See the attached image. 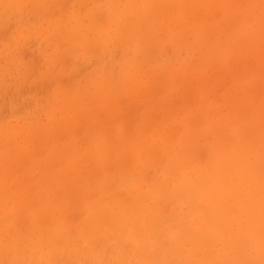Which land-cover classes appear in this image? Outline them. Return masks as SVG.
Returning a JSON list of instances; mask_svg holds the SVG:
<instances>
[{"label": "rangeland", "instance_id": "rangeland-1", "mask_svg": "<svg viewBox=\"0 0 264 264\" xmlns=\"http://www.w3.org/2000/svg\"><path fill=\"white\" fill-rule=\"evenodd\" d=\"M26 1L19 5L21 6L25 4L22 6L20 10V8H18L19 6L17 5V2L12 0L11 3V0L8 1L5 0L6 2L5 3L4 0H0V8L4 12L5 10L9 9L8 11L5 12V14L0 9V27H1L0 30L4 29L3 31H0V35H1L0 37L2 38L4 37V39L7 37L6 39L10 41V45H9V42L6 39L5 40L3 39L2 41V38H0V61H3L0 62V67L2 68V70L0 68V78H1L0 84H4L2 86L0 85V98L2 99L0 100L1 103L0 111L2 115V116L0 115V119H1L0 137L4 138V140L9 138L10 136L13 138V139L11 138L12 140H14V138L16 137V140H14L15 142L13 141L10 144H9L10 138L7 139L6 142L4 141L5 143L0 142L1 143L0 153H2L0 154L1 155L0 157L3 158L5 157L4 155H6V157H9L10 154L13 155L15 152L20 155V156H15V158L19 157L20 160L19 158L15 160L14 156L12 157V159L8 160L9 165L7 164L6 168L8 172L6 174L8 178L10 177V174L12 175V177H10L11 180L12 178L13 179L25 178L27 176V179L28 178L29 179L27 180L28 186L26 187V189H31L34 187V183L37 182L36 178H39L43 169L47 167H50L52 170L49 173H54L53 170L58 171L56 173V176L58 177L57 179L59 180L61 175H63L64 173L67 174L68 179L72 178L74 175L73 172H75L76 170L75 168L66 170L68 166L67 163L68 161H70L69 158L71 157L67 154L68 151L69 154L71 153L70 155L74 153L75 155H77L78 159L81 158L79 159V161L83 163H87L88 165L91 166V165H102L105 162H106L105 164H107L117 155H120L121 151L119 150H123L125 148L124 151L126 152L125 153L126 159L125 161L122 160L125 163H123L122 161L121 162L123 163L122 166H124L123 167L124 169L126 168V165L127 167L129 166V170L127 169L129 172L133 170L130 169L131 168L130 162L132 164L134 163V160L132 159L133 158L132 152L134 150H138L137 153L138 157L139 155H142V152H144L145 154L146 150H151L150 148H152L154 151L156 150V153H160L161 149L166 144L172 146V144L175 142V138L180 142L181 138H183L182 137L183 134L184 136L188 134V136L185 137L184 140L182 139L184 142L187 140L188 142L196 144L195 153L200 159L201 157L202 159L206 158L207 153L211 147L210 144L213 142V139L216 136H222V138L233 141L236 138L237 134L241 133L245 135L249 141H251L252 138V143L250 142L251 145H254L255 143L256 145L258 144L257 145L258 147L264 145V143H261L264 140L263 138L264 135L263 136L261 135L262 133L264 134V128H263L264 124H262L264 123V109H263L264 108V98H263L264 97V38H263L264 37V0H261L263 4L260 3V0H250V2H248L249 0H234V1L233 0H198V1L197 0L195 1L194 0L192 1L191 0H146L147 3L143 7L141 6V1L138 0L136 1V7L131 8V14L129 9L128 10L124 9L127 7L125 6L126 0H123V2L122 0L120 1L121 6L120 5L119 6L121 7V11L112 8L115 7L116 5L115 3L119 4L118 3L119 0H114V1L111 0L110 5H109L110 0H98V2H95L94 0H88V1L86 0L87 2L85 0H81V1L60 0V2L59 0L58 1L48 0L49 2L47 0H40L44 4H42L39 0H35L36 2L34 3V6H36V4L39 3H40L39 5H43L42 9L39 10L37 9V10L45 11L44 13H47L46 16L45 14H43V11L39 13L36 12V7L33 6V1L32 3H30L31 0H26ZM45 1H47V3L49 4L47 3L45 4ZM244 1L247 2V4ZM54 2H55L54 8L56 7L58 9L61 8L60 12L58 9L56 10L52 8V6H50V5H54ZM62 2L64 5L62 4ZM238 2L239 4H237ZM10 4H14V6ZM132 4H134V2H132ZM169 4H171V6ZM172 4H174L175 6H173ZM176 4L179 5L176 6ZM1 5L3 6L1 7ZM7 5L8 7L10 6L12 10H10V8L6 9ZM27 5H29L30 8H28ZM158 5L160 6V10ZM228 5L229 7H227ZM257 5L259 6L257 7ZM165 6L166 7L168 6L167 7L168 9ZM210 6L211 8L209 9ZM31 7L35 9L33 10ZM39 8H41V6ZM48 8L53 13L50 14ZM22 9L24 10V14ZM63 9L66 11L68 9V11L65 13ZM110 9H114V13ZM132 9L135 12H132ZM14 10H16V12ZM88 12L91 13V15L93 16L92 22L89 21L88 18L89 16H87ZM245 12L246 13L249 12L250 15L248 13L249 15L248 16ZM69 13H71V16L69 15ZM205 13L207 14L205 15ZM52 15L53 17H51ZM138 16L139 18H141V20L138 18ZM31 17L34 20L30 19ZM66 18H70L71 20ZM156 18L157 20H155ZM60 19L66 21L62 23L63 21ZM247 20L249 22H247ZM10 21L13 23H11ZM104 22L105 24H103ZM128 23L131 24V27H128L129 25L126 26V24ZM9 24L12 25H10L9 27ZM49 24L51 27L49 26ZM14 25L15 28L17 27L16 29L18 30L13 28ZM26 25L28 27H26ZM118 27L120 29H118ZM245 27L249 29H246ZM7 29H9V31H7ZM47 29L50 30L46 31ZM126 29L132 30L129 36L128 35L125 36V34L128 32V30ZM194 29L196 30V33ZM118 30L119 32L117 33ZM235 31L236 33H234ZM22 32L24 34H21ZM59 32L62 33L60 34ZM38 33L40 34L38 35ZM7 34L10 35V38ZM170 34H172V38ZM30 36L32 38H30ZM127 36L129 39L126 38ZM102 38L103 39L105 38V41L104 40L101 41ZM133 40L137 42L136 45L133 42ZM93 42L97 44L95 43L93 44ZM27 45H29V47H27ZM11 47L12 48L14 47L13 48L14 50ZM23 50L24 53L22 52ZM33 51L35 52V54ZM26 52L28 54H30L29 52H31L32 55L30 54L29 56L28 54H26L28 56L26 55L24 56ZM72 52L74 54H72ZM36 55L38 56L39 59H41V61L39 59H36L37 58ZM146 55H148V57ZM133 58L137 60L135 61ZM27 59L28 61H26ZM35 59L36 62L37 60H39L38 64L35 63ZM61 59H64V62H62L63 60ZM126 59H129L130 63H128V60L126 61ZM131 61L132 62L135 61V62L132 63ZM106 62L108 65L105 64ZM38 66L40 68L37 69ZM27 68L28 69L30 68L31 70L30 69L28 70ZM32 70H34V72L36 71L35 73H37L36 74L37 79L34 75L35 73H33V76L29 75L30 71L32 74L33 72ZM4 73L6 74V76L4 75ZM26 73H28L29 77H27ZM25 78L28 80L27 82ZM198 80L200 83L198 82ZM24 81H25V86H24ZM8 83L9 86L6 85ZM113 83L114 85H112L111 87L109 84H113ZM29 84H31L30 87L32 86L34 87V89L33 88L29 89ZM38 84L41 86H39ZM42 84L44 86H42ZM118 84L119 85L121 84L122 86L120 85L121 87L120 86L116 87ZM11 85H13V87L16 86L14 87L15 88L14 91L13 89L11 90L13 91V93L16 92L15 94L16 96L14 95L15 98L14 96L11 98L12 94L8 92L10 91L8 89ZM36 86L40 88V90L41 89L45 90L47 88L48 91L44 92L42 90L44 92L43 93L44 95H38L40 94V92L36 90L37 88ZM48 86H50V89L48 88ZM113 86L115 87L113 88ZM2 87L4 89H2ZM13 87H10V89ZM25 87L26 89H24ZM106 87L108 88L111 87L110 88L111 90ZM32 89L35 90L34 91L35 93L33 92ZM27 90L29 91L27 92ZM2 91H4V93ZM5 92L8 93L5 94ZM120 92L121 95H119ZM45 94H48V96L49 95L50 96L49 97L47 95L45 96ZM4 95L7 98H2ZM38 96L39 97L42 96L40 100L43 99L45 103L44 101H40ZM246 96L247 99H245ZM8 98H10V100L5 101V99ZM15 99H19V100H15ZM149 99H151L152 101ZM32 100L33 103L29 104L32 102ZM243 100L245 101L243 102ZM4 101L6 103L4 104L5 107L2 106ZM27 103L30 106H28ZM68 103L70 104L67 105ZM62 105L64 109L62 108ZM68 106L72 107L74 112L76 113L80 112L84 114L81 117L76 118L74 113L66 112L67 110L70 109ZM21 107L22 109H24V111L21 109ZM75 107L77 109H75ZM3 108L6 109L5 111L2 112V110H4ZM19 108L22 111L21 112L19 110L21 114L18 112ZM245 109L247 110L245 111ZM262 109L263 111H261ZM238 110H241L242 113L241 111ZM87 111H89L90 113ZM5 112L8 113L6 114ZM248 113H250V117L253 118V119L251 118L252 121L250 120ZM50 114L53 115L51 116ZM67 114H69L67 118L62 120ZM86 114L89 116H87ZM225 114H227L226 116H228V118H226V116L224 117ZM26 116L29 118H26ZM246 116H248V118ZM82 117L84 120L82 119ZM103 117H105L106 119H103ZM232 117L234 118V120H232L233 119ZM19 118L21 119L19 120ZM81 119L82 121L79 122ZM85 119H87L86 121L89 122V124H85L86 123ZM207 119L208 121L206 122ZM51 120H55V121L59 120L57 123H60V125L65 124L64 126H67V128L69 127L71 128L70 131L69 132L66 131V133L65 131L61 132V130L59 129L56 130L55 134L57 133L56 137H58L57 138L58 141L54 139L52 140V138L48 137L51 136V134L53 135L52 132L51 133L47 131L44 132L46 128L45 125L50 123ZM74 120L78 121L77 123H80L81 125L80 124L77 125V123H75ZM187 123L192 125H188ZM7 124H9V126ZM159 124L161 127L158 126ZM183 124L185 125L186 129ZM104 125L105 128L107 129L105 131H102ZM238 125L240 127H238ZM16 126L18 127L15 128ZM42 126H44V128ZM79 126H81V128ZM93 126L95 127L98 126V128H95ZM173 126L175 127V130L173 129L174 128ZM227 126L228 127L230 126L233 129L229 127L231 129L230 130L227 128ZM259 127L262 128V130L260 129L261 132L259 131ZM36 128L37 130L33 132V130ZM40 128L44 130L42 131L40 130ZM89 128L92 129L89 130ZM158 128L161 129L158 130ZM219 128L221 130H219ZM62 129H65V127H63ZM208 129L210 130L208 131ZM39 130H40V134H37L39 133ZM151 130H154L155 134ZM179 131L180 133H178ZM31 132H33V134L35 132L37 133H35L34 136H32ZM8 133L9 135H6ZM72 133L73 136H70L71 137L70 139L71 141H70L69 140L70 137L68 135L69 134L72 135ZM232 133L234 135H232ZM22 134H24V136L22 137L23 140L20 138ZM29 134H31V136H28ZM210 134H212L213 136H211ZM39 135H42V138L45 137V139H43V143L40 145V148H37L35 150L32 149L27 153L26 151L29 148L25 149L23 152L24 154L21 153L19 149L15 148L16 143H19L20 139L24 141L23 143L20 141L21 147L24 146L25 138L26 141L28 140L27 142H29L30 140L31 143L29 142V144L32 147L37 143L36 141ZM151 135L153 138L150 137ZM27 136L30 138H27ZM46 137L50 138L52 141H50ZM79 137L80 140L75 139ZM188 137H192L193 139L192 138L190 139ZM196 137L198 138V140L200 138L198 142L194 140ZM211 137L213 138L211 139ZM1 138L0 141L2 140ZM104 138L107 139L109 143L108 142L106 143L105 141L107 140L104 141ZM172 138L174 141L172 140ZM147 139L150 141L151 144ZM33 140L34 143L32 142ZM122 140L126 143L124 148L120 146L121 148L120 147L117 148L118 152L108 151V144L109 146L111 144V147L114 146L118 147V145L123 143ZM79 141L82 143H80ZM256 141L258 142L260 141V143ZM7 142L8 144L6 145ZM49 142H51V144ZM56 143L58 149L55 147ZM91 143L93 144V146L91 145ZM205 143L207 144V146ZM60 144H64V145L60 147ZM176 144L177 141L176 143H174V146ZM73 145L74 148H72ZM80 145L84 147L83 151L80 149L81 148ZM8 146L10 148L7 149ZM54 148L56 149L53 150ZM64 150L66 151V153ZM77 150H80L82 152ZM43 151L46 152L44 153ZM35 152L36 155H34ZM103 152H105V155H102ZM107 152H109L108 153L109 156L110 153H112V155L114 154V157L107 156ZM42 153L43 156L41 155ZM40 156H42V158L45 157L48 160L45 159L44 161V159H42ZM68 156L69 158L65 159ZM90 158L91 160L89 161L88 159ZM101 158H103V160ZM59 160H60V164L57 162ZM98 160L103 161V163H101V161ZM35 164H37L38 167L32 166ZM40 166L42 167L40 168ZM60 166H62L61 169ZM115 167L119 171L118 167L115 165H112L111 167L112 170ZM1 168L2 166H0V169ZM35 174L36 175L38 174L37 177ZM32 175L34 176V178L36 177L35 180H33L34 178ZM59 180L54 179L53 182L51 183L52 185L50 184L48 186V189H51V191L53 192V194L52 192L50 193L53 196L54 204L56 205L59 203L61 204L60 198H62L66 192L65 188L62 187V182ZM127 183H130V180ZM84 184H86V180L85 182L83 181V185ZM51 186H54V189L53 187L51 188ZM61 187L63 189H61ZM30 193L32 194H30L29 195L30 198L28 197L27 199V206L28 207L30 206L29 209L32 208L31 206L34 207L35 205H37V201L39 198V196L37 195L39 193L35 195L33 192ZM85 195L86 197L84 196L83 197L86 199H84L83 197H81L80 199L92 200L95 197V192L92 189L90 190L88 189L86 190ZM80 199L78 200L80 201ZM81 211L82 208L79 209V213Z\"/></svg>", "mask_w": 264, "mask_h": 264}, {"label": "bare ground", "instance_id": "bare-ground-1", "mask_svg": "<svg viewBox=\"0 0 264 264\" xmlns=\"http://www.w3.org/2000/svg\"><path fill=\"white\" fill-rule=\"evenodd\" d=\"M13 1L17 2V5L19 6L20 4H22L26 0H13ZM32 1H33V6H34V3L36 1L31 0L30 3H32ZM47 1H45V4L47 3ZM94 1L98 2V0H94ZM112 1H114V0H112ZM120 1L121 0L118 1L119 4L114 2L116 5H115V7H112V8L118 9L121 11V7H120L121 2ZM136 1H138V0H126L125 6H127V7L124 9H127V10L129 9L130 14H131V8L136 7ZM139 1H141L142 7L145 6L147 3L146 0H139ZM4 2H5V0H4ZM59 2H60V0H59ZM122 2H123V0H122ZM132 2H134V4H132ZM211 2H213V1H211ZM248 2H250V0ZM11 3H12V0H11ZM245 3L247 4V2H245ZM256 3H258V2H256ZM260 3H262L261 0H260ZM39 4H36V6H34V7H36V12H38V13L43 11V10L38 11L39 9H42V6H43V5H39ZM42 4H44V3H42ZM47 4H49V3H47ZM50 4H51V2H50ZM59 4H58V7H59ZM62 4H63V2H62ZM83 4H85V3H83ZM110 4H111V0L109 1V5ZM227 4H229V3H227ZM237 4H239V2ZM10 5L14 6V4H10ZM23 5H25V4H23ZM23 5L19 6L18 8H20V10H21ZM29 5H27L28 8H30ZM72 5H73V3H72ZM169 5L171 6V4H169ZM172 5L175 6L174 4H172ZM177 5H179V4H176V6ZM2 6L3 5H1V7ZM38 6L39 7L41 6V8H39ZM50 6H52V8H54L55 2H54V5H50ZM118 6L120 7V9ZM138 6H139V4H138ZM183 6H184V4H183ZM217 6H215V7H217ZM258 6L259 5H257V7ZM158 7L160 10L159 5H158ZM227 7H229V5ZM8 8H10V6L8 7V5H7L6 9H8ZM31 8L33 9V7H31ZM49 8H48V10H49ZM82 8H83V5H82ZM161 8H162V6H161ZM210 8H211V6L209 7V9ZM54 9L57 10L58 8L56 7ZM114 9H110V10L114 13ZM163 9H164V7H163ZM163 9H161V10H163ZM248 9H249V7H248ZM259 9H260V7H259ZM8 10H5V12ZM10 10H12V9L10 8ZM58 10L60 12L61 8ZM207 10H208V8H207ZM14 11L16 12V10H14ZM22 11L24 14L23 9H22ZM63 11H65V13H66L68 11V9H67V11L63 9ZM5 12H4V14H5ZM44 12L45 11H43V14H45V16H46L47 13H44ZM69 12H71V11H69ZM132 12H135V11H133V9H132ZM31 13H32V10H31ZM51 13H53V12L50 11V14ZM248 13H246V14L248 15ZM250 13H249V15H250ZM14 14H16V13H14ZM58 14H60V13H58ZM206 14L207 13H205V15ZM69 15L71 16V13H69ZM35 16H36V14H35ZM87 16H89L88 17L89 21L92 22L93 16L91 15V13L88 12ZM51 17H53V15ZM144 17H147V16H144ZM56 18H57V16H56ZM138 18H139V16H138ZM225 18H226V16H225ZM30 19H32V17ZM54 19H55V17H54ZM64 19H65V16H64ZM66 19H70V18H66ZM83 19H85V18H83ZM139 19L141 20V18H139ZM32 20H34V19H32ZM60 20H62V19H60ZM60 20H59V22H60ZM155 20H157V18ZM21 21H20V23H21ZM65 21H63L62 23H64ZM73 21H72V23H73ZM96 22H98V21H96ZM247 22H249V21L247 20ZM11 23H13V22H11ZM70 23H71V21H70ZM80 23H81V21H80ZM3 24H4V22H3ZM103 24H105V22ZM10 25H12V24H9V27H10ZM61 25H63V24H61ZM49 26H50V24H49ZM126 26L131 27V24L128 23V24H126ZM26 27H28V26L26 25ZM246 27H247V25H246ZM13 28H15V25ZM64 28H66V27H64ZM140 28H141V26H140ZM142 28H143V26H142ZM243 28H244V26H243ZM12 29H11V32H12ZM55 29H56V27H55ZM118 29H120V28L118 27ZM129 29H126V30H128V32L125 34V36L126 35L129 36V34L131 33L132 30H129ZM246 29H249V28H246ZM250 29H251V27H250ZM3 30L1 29L0 31H3ZM16 30H18V29H16ZM49 30L50 29H47L46 31H49ZM122 30H123V28H122ZM198 30H200V29H198ZM7 31H9V29H7ZM118 32H119V30L117 31V33ZM123 32H125V31H123ZM143 33H142V35H143ZM195 33H196V30H195ZM234 33H236V31ZM21 34H24V33L22 32ZM30 34H31V32H30ZM39 34L40 33H38V35ZM80 34H82V33H80ZM172 34H170L171 38H172ZM200 34H199V36H200ZM8 36L10 38V35H8ZM82 36H84V35H82ZM128 36L126 37L127 39H129ZM0 38H2V37H0ZM17 38H18V36H17ZM30 38H32V37L30 36ZM48 38H50V37H48ZM3 39H4V37L2 38V41H3ZM6 40L8 41V39H6ZM102 40L105 41V38L104 39L102 38L101 41ZM19 41H20V39H19ZM8 42L10 45V41H8ZM16 42H18V41H16ZM133 42L135 43V45L137 44V42L135 40H133ZM94 43L95 42H93V44ZM25 44H27V43H25ZM63 44H62V46H63ZM95 44H97V43H95ZM131 44H132V42H131ZM143 44H145V43H143ZM89 45H92V44H89ZM82 46H83V44H82ZM25 47H26V45H25ZM27 47H29V45H27ZM142 47H140V48H142ZM4 49H5V46H4ZM22 52L24 53V50ZM27 52L24 54V56L26 54H28ZM35 52H36V50H35ZM35 52H34V54H35ZM29 53L32 55L31 52H29ZM129 53H131V52H129ZM129 53H127V54H129ZM30 54H28V55L30 56ZM72 54H74V53L72 52ZM28 55H26V56H28ZM64 56H65V54H64ZM146 56L148 57V55H146ZM36 57H35L36 59H39L37 55H36ZM23 59H24V57H23ZM36 59H35V63L38 64L39 60L41 61V59L37 60V62H36ZM61 60H63L62 62H64V59H61ZM127 60H128V63H130V60L126 59V61ZM134 60L136 61L137 59H134ZM26 61H28V59ZM135 61H133V62L131 61V62L134 63ZM0 62H3V61H0ZM107 62L105 63L106 65H108ZM77 63H78V60H77ZM3 65H4V63H3ZM6 65H7V63H6ZM38 68H40V67L38 66L37 69ZM1 70H2V68H1ZM8 70H9V67H8ZM34 70H36V69H34ZM34 70H32L33 71L32 74L30 71L29 75L33 76V73L36 72V71L34 72ZM39 71H41V70H39ZM189 73H190V71H189ZM26 74H27V77H29L28 73H26ZM36 74L37 73L34 74L35 77L37 76ZM4 75L6 76L5 73H4ZM25 77H26V75H25ZM75 77H77V76H75ZM28 79H30V78H28ZM36 79H37V77H36ZM0 80H1V78H0ZM16 81H17V79H16ZM16 81H15V83H16ZM27 81L28 80L26 79V82ZM59 81H60V79H59ZM72 81H74V80H72ZM49 82H50V80H49ZM198 82H199V80H198ZM70 83H71V81H70ZM239 83H240V81H239ZM0 85L2 86L4 84H0ZM6 85L9 86V83ZM30 85L31 84H29V89H31V88L34 89V87H32V86L30 87ZM109 85L112 87V85H114V83L109 84ZM120 85L118 84L116 87H119ZM8 86H6V87H8ZM24 86H25V81H24ZM39 86H41V85H39ZM42 86H44V85L42 84ZM10 87H13V85H11ZM10 87L8 89L10 91H8V90L7 91L12 94L11 95V98H12L16 94V92L13 93V91L15 90L14 87H16V86H14L11 89H10ZM114 87L115 86H113V88ZM48 88L50 89V86H48ZM93 88H94V86H93ZM106 88H108V87H106ZM110 88H108V89H110ZM2 89H4V88L2 87ZM12 89H13V91H11ZM24 89H26V87ZM46 89L40 90V88H38V87L36 88V90H38V92H40V94H38V95H44L43 93L45 91H48V89L47 90ZM102 90H104V89H102ZM18 91H17V93H18ZM28 91L29 90H27V92ZM34 91L35 90H33V92ZM41 91H42V93H41ZM119 91H120V88H119ZM2 92L4 93V91H2ZM8 92H5V94ZM25 94H26V91H25ZM70 94H71V92H70ZM46 95L48 96V94H45V96ZM119 95H121V92ZM15 96H14V98H15ZM147 96H149V95H147ZM8 97H10V96H8ZM38 97H37V99H38ZM2 98H7V97L4 95ZM41 98H42V96L39 97V100ZM245 99H247V96ZM0 100H2V99L0 98ZM7 100H10V98L5 99V101H7ZM15 100H19V99H15ZM149 100H151V99H149ZM5 101L2 104V106H4V107H5L4 104H6ZM40 101H44V100L42 99ZM244 101L245 100H243V102ZM14 102H16V101H14ZM32 103H33V100L29 104H32ZM44 103H45V101H44ZM53 103H54V101H53ZM14 104H16V103H14ZM29 104H28V106H30ZM69 104L70 103H68L67 105H69ZM8 106H9V104H8ZM25 106H26V104H25ZM202 106H203V104H202ZM62 108L64 109L63 105H62ZM69 108H70L69 109L70 111L69 110H67V111L64 110V111H66L68 113L69 112L74 113L76 118L81 117L84 114V113L82 114L80 112L76 113L73 111L72 107H69ZM5 109L2 110V112L5 111ZM21 109H22V107H21ZM75 109H77V108L75 107ZM263 109L261 111H263ZM19 110H20V108L18 109V112L20 113L21 110L20 111ZM22 110L24 111V109H22ZM59 110H61V109H59ZM246 110L247 109H245V111ZM109 111H110V109H109ZM238 111H241V110H238ZM245 111H244V113H245ZM81 112H83V111H81ZM87 112H89V111H87ZM145 112H146V109H145ZM253 112H255V111H253ZM5 113L7 114L8 112H5ZM89 113H87V114H89ZM106 113H108V112H106ZM111 113H112V110H111ZM241 113H242V111H241ZM0 115H1V111H0ZM68 115L69 114H67L62 120L66 119ZM226 115L227 114H225L224 117ZM245 115H247V114H245ZM20 116H22V115H20ZM87 116H89V115H87ZM92 116H93V113H92ZM152 116H153V114H152ZM248 116L251 120L252 117H250V113H248ZM248 116H246V117L248 118ZM83 117H82V119H83ZM246 117H245V119H246ZM26 118H29V117L26 116ZM206 118H207V116H206ZM212 118H211V120H212ZM216 118H214V119H216ZM226 118H228V116H226ZM261 118H259V119H261ZM20 119L21 118H19V120ZM82 119L79 122H81ZM103 119H106V118L103 117ZM76 120H74L75 123L78 122ZM86 120L87 119H85V121ZM94 120H95V118H94ZM191 120H193V119H191ZM229 120H231V119H229ZM229 120H227V121H229ZM232 120H234V118ZM243 120H241V121H243ZM250 120H248V121H250ZM0 121H1V119H0ZM24 121H25V119H24ZM58 121L51 120L50 123L45 125L46 126L45 130L41 129L42 127L44 128V126H42L40 128V130H42V131L44 130V132H46V131L50 132V133L52 132L53 135L51 134V136H48V137L52 138V140L53 139L57 140V138H58V137H56L57 133L55 134L56 130L59 129V130H61V132L65 131V133H66V131L69 132L71 129L70 127L67 128V126H64L65 124L60 125V123H57ZM70 121H71V119H70ZM207 121H208V119L206 120V122ZM238 121H240V120H238ZM65 122H66V120H65ZM244 122H242V123H244ZM13 123H15V122H13ZM139 123H140V121H139ZM78 124H80V123H77V125ZM85 124H89V122L86 121ZM262 124H264V123H262ZM7 125L9 126V124H7ZM13 125H15V124H13ZM16 125H19V124H16ZM68 125H69V123H68ZM188 125H192V124H188ZM239 125H238V127H240ZM158 126H160V124ZM2 127H1V129H2ZM11 127H14V126H11ZM17 127L18 126H16L15 128H17ZM63 127H65V129H62ZM79 127L81 128V126H79ZM93 127H95V126H93ZM184 127H185V125H184ZM229 127L227 126L228 129L232 128V127H230V128ZM77 128H78V126H77ZM92 128H89V130ZM95 128H98V126ZM177 128H178V125H177ZM196 128H198V127H196ZM213 128H214V126H213ZM246 128H248V127H246ZM106 129L107 128H105V125H104V128L102 129V131H105ZM138 129H139V127H138ZM159 129H161V128H158V130ZM173 129L175 130V127ZM185 129H186V127H185ZM260 129L262 130V128L259 127V131H260ZM36 130H37V128L34 129L33 132ZM40 130H39V133H37V132H35V133L40 134ZM149 130H150V128H149ZM188 130H189V128H188ZM209 130L210 129H208V131ZM219 130H221V129L219 128ZM257 130H258V128H257ZM98 131H100V130H98ZM151 131L155 134L154 130H151ZM200 131H202V130H200ZM33 132H31L32 136H34V134H35V133L33 134ZM187 132H185V133H187ZM73 133H72V135L69 134L68 136L69 137L73 136ZM178 133H180V131ZM197 133H198V131H197ZM217 133H218V131H217ZM24 134H22L20 136L21 139L24 136ZM212 134H213V132H212ZM212 134H210V135L213 136ZM228 134H230V133H228ZM6 135H9V133ZM152 135L150 137H152ZM189 135H191V134H189ZM232 135H234V134L232 133ZM261 135L263 136L264 134L262 133ZM28 136H31V134H29ZM28 136H27V138H30ZM187 136H188V134L185 136L183 134L182 135L183 138H181L180 142L178 140H176V138H175L174 143H176V141H177V144L175 146H174V143L172 144V146H170L169 144H166L165 146H163L161 151L159 150L160 153H156V150L154 151L152 148H150L151 150H146L145 154H144V152L140 151V152H142V155H139V157H138V155H137L138 150H134L132 152V154H133L132 159L134 160V163L132 164L130 162V164H131L130 169H133L135 171H133V170L129 171L130 173L128 172L129 166L127 167V165H126L125 169L123 168L124 166H122L123 163H125L123 161H125V159H126V155H125L126 152L124 151L125 150L124 147H125L126 143L123 140H122V142L124 144L118 143V144H120V145H118V147L117 146L111 147V144H110V146L108 144V151L109 152H118L117 148H119L120 146H122V148H124V149L119 150V151H121L120 155H117L115 158L110 160L107 164H105L106 163L105 162L102 165H91L90 166L87 163H83V162L79 161V159H81V158L78 159L77 155H75L74 153L72 155H70L71 153L69 154L68 153L69 151L67 150L68 151L67 154L71 157L70 158H69V156L66 158L64 157L65 159L69 158V160H70L67 163L68 166H67L66 170H69L71 168H75L76 171L73 172L74 173L73 177L68 179L67 174L64 173L63 175H61L60 180H59V179H57L58 177L56 176V173L58 171L53 170L54 173H49L52 170L50 167H47V168L43 169L39 178H36L38 174L37 175L35 174L36 175L35 178L37 179V182L34 183V187L31 189H26V187L28 186L27 180L29 179V178L27 179V176L26 177L24 176L25 178H15V179L12 178V180H11L10 177H12V175L10 174V177L8 178L7 174H6L8 172L7 168H6L7 164H8V160L12 159L13 156L15 158V156H20V155L15 152L13 155L10 154L9 157H6V155H4L5 157H3V158L0 157V166H2V168H3V169L2 168L0 169V172L3 173L5 171L3 174L0 173V178H1L0 179V264H264V145L258 147L257 146L258 144L257 145H256V143L254 144L255 141L253 142L254 145H251L250 142L252 143V138H251V141H249L247 139V137L241 133H238L236 138L233 141H230L229 139L227 140L225 138H222V136H216L213 139V142L210 144L211 147L207 153L206 158L202 159V157H201V159H200L195 153L196 144L188 142L187 140L185 142L183 141L185 139V137H187ZM43 137H44V135H43ZM48 137H46V138H48ZM9 138H7L11 141L10 142L8 140L9 144L12 143L14 140H16V137L14 138V140H12L13 138L11 136ZM50 138H48V139L50 141H52ZM173 138H174V135H173ZM173 138H172V140H173ZM188 138L191 139L192 137H188ZM212 138L213 137H211V139ZM263 138H264V136H263ZM1 139H2L0 141L1 143L2 142L5 143L7 140V139L4 140V138H1ZM21 139H20V141L23 143L24 141H22L23 139L22 140ZM43 139H45V137L42 138V135H39L37 138V141L35 140L37 143L31 147V145L29 144L30 140H29V142H27L28 140L26 141V138H25L24 146L21 147V145H20L21 143L19 141V143H16L15 148L19 149L21 151V153H23L25 149L29 148L26 151V153H27V152L31 151L32 149L35 150L37 148H40V145L43 143ZM70 139H71V137L69 138V140ZM75 139L80 140V137L75 138ZM82 139H81V141H82ZM249 139H250V137H249ZM253 139H254V136H253ZM73 140H74V138H73ZM76 140H75V142H76ZM105 140H107V139L104 138V141ZM194 140L198 142L200 140V138L198 140V138L196 137ZM163 141H165V140H163ZM32 142L34 143V140ZM85 142H87V141H85ZM105 142L109 143L108 140ZM256 142H258V141H256ZM49 143L51 144V142H49ZM57 143H59V142H57ZM57 143H56L55 147L58 149ZM80 143H82V142H80ZM149 143H150V141H149ZM171 143H172V141H171ZM258 143H260V141ZM261 143H264V140ZM7 144H8V142L6 143V145ZM64 144H60V147ZM71 144H73V143H71ZM77 144H78V142H77ZM6 145H4V146H6ZM91 145L93 146L92 143H91ZM112 145H113V143H112ZM4 146H3V148H4ZM82 146H83V144H82ZM82 146L80 149L83 151L84 147H82ZM96 146H97V143H96ZM206 146H207V144H206ZM47 147H48V145H47ZM8 148H10V147L8 146L7 149ZM56 148H54L53 150H55ZM72 148H74V145ZM67 149H68V146H67ZM77 151H80V150H77ZM82 151H80V152H82ZM99 151H97V152H99ZM43 152L45 153L46 151H43ZM105 152H103L102 155H105ZM109 152H107V156H109L108 155ZM65 153H66V151H65ZM0 154H2V153H0ZM15 154H17V155H15ZM50 154H51V152H50ZM34 155H36V152L34 153ZM41 155L43 156V153ZM30 156H31V154H30ZM42 156H40V157L42 158ZM111 156L114 157V154L112 155V153H110L109 157H111ZM46 157H48V156H46ZM18 158L19 157L15 158V160ZM58 158H59V156H58ZM42 159H44V161H45L46 158L44 157ZM101 159L103 160V158H101ZM19 160H20V158H19ZM46 160H48V159H46ZM88 160L90 161L91 158ZM26 161H27V159H26ZM32 161H33V158H32ZM98 161H101V160H98ZM57 162L60 164V160ZM65 162H66V160H65ZM101 163H103V161H101ZM37 164L32 165V166L38 167ZM25 165H26V163H25ZM112 165L117 166L119 171L116 169V167L113 168V170H112V168H111ZM41 167L42 166H40V168ZM61 167L62 166H60V169H61ZM58 169H59V167H58ZM22 171H20V172H22ZM37 173H38V171H37ZM52 174H55V175H52ZM8 176H9V174H8ZM33 178H34V176H33ZM35 178L33 180H35ZM54 179L61 181L62 187H64L65 191H66L65 195L63 197L61 196L62 198L59 197L61 204L59 203L57 205L54 204L53 196L50 193V192H52L51 189H48V186L53 182ZM85 180H86V184L83 185V181L85 182ZM129 180H130V183H127V182H129ZM87 184H88V187H87ZM52 187L54 189V186H51V188ZM62 187H61V189H63ZM88 189L89 190L92 189L95 192V197L92 200H84V199H86V198H84V197H86L85 192ZM30 192H33L34 195L39 193V194H37L39 196L38 201H37V205H35L34 207L31 206L32 207L31 209H29L30 206L29 207L27 206V199H28V197L30 198L29 195L32 194ZM60 193H62V192H60ZM52 194H53V192H52ZM81 197H83L84 199L81 200L80 199ZM59 198H58V201H59ZM78 199H80V201ZM56 201H57V199H56ZM81 208H82V211L79 213V209H81Z\"/></svg>", "mask_w": 264, "mask_h": 264}]
</instances>
